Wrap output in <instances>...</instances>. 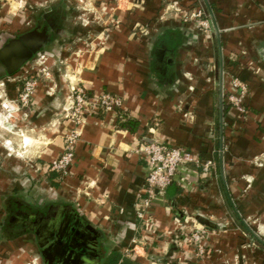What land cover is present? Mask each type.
<instances>
[{"label":"crops","instance_id":"crops-1","mask_svg":"<svg viewBox=\"0 0 264 264\" xmlns=\"http://www.w3.org/2000/svg\"><path fill=\"white\" fill-rule=\"evenodd\" d=\"M35 1L43 6L41 47L56 44L60 62L85 51L69 58L79 85L123 106L87 118L66 175L47 167L64 155L74 127L60 118L69 90L53 97L38 90L32 125L45 130L41 138L19 135L14 128L23 123L9 126L0 264H103L114 251L119 264H264V0ZM201 10L213 37L175 13ZM14 26L0 38L27 25ZM233 79L247 88L244 113L227 98ZM127 121L137 123L135 132ZM35 142L40 151L30 163L23 156ZM152 142L184 148L201 165L181 167L142 219L149 167L140 148ZM33 191L36 204L22 195ZM199 227L202 253L180 245Z\"/></svg>","mask_w":264,"mask_h":264},{"label":"rangeland","instance_id":"rangeland-1","mask_svg":"<svg viewBox=\"0 0 264 264\" xmlns=\"http://www.w3.org/2000/svg\"><path fill=\"white\" fill-rule=\"evenodd\" d=\"M33 2L34 0H0V36L6 33L4 31H8V29H10L12 23H14V27H18V25L21 27L23 24L27 26L26 28H24L25 30H19L14 35H8L9 37L5 35V37L14 39L22 33H25L23 31L32 30L33 28L37 29L39 21H36L37 19H39V15L42 13L39 10L43 6L42 4L36 3V1L34 2L35 4H33ZM81 4L83 5V7H85L84 3ZM28 7H32L30 11H27ZM199 12L202 13L200 17L198 16ZM175 13H177L179 17L185 22H194L199 25L200 30L203 31L206 35H209L211 37L214 36L213 24L211 22V16L208 11H192L191 14L186 11H180L179 13L175 11ZM5 37H1L2 40L0 38V47L2 45L1 41H4ZM55 45L52 43L47 47H40L38 52L33 57L28 59L24 63L23 67L19 69L14 75H10L8 78L0 79V168L2 169L6 162L4 157H6L7 155L5 154H9V136L11 134L9 126L12 127L14 125H17V123H23V126L14 128L15 130H17L16 132H18L19 135L28 134L30 137H33L35 139L41 138V136L45 133L44 129L40 130L39 128L33 127L32 125V123L35 121L38 109V90L40 88L43 87L44 89H46L47 94L53 97L57 94L60 87H65L64 89L69 90L71 96L70 103L68 104L66 109L70 108L71 106V102L73 99L72 87L75 86L74 83H78L79 85V81L77 80V71L71 66L69 58L72 59L73 56L76 57V54L84 55L85 51L76 50L74 51L73 55L64 57L65 59H63L62 62H60L58 59L54 61V59L56 58V50H54L56 49L54 48L56 47ZM5 59L9 60V55H7ZM28 83L32 85L33 96H31V100L29 101L28 105L23 107L20 105V95L23 94L24 89L26 88ZM9 87L10 89L13 87L12 89L14 92V97L9 96ZM230 96L231 94H228L227 98L231 103L229 99ZM4 106H7L8 108L11 107L15 110H12L10 112L6 108H4ZM66 115L67 112H64L62 110V115L60 117L61 122H63L64 119L67 122H71L70 118L66 117ZM2 123H4V126H2ZM53 124V122L49 123V125H47V129L53 130ZM66 137L67 136H65V140ZM44 140L46 141L45 138ZM29 148L30 151H28L23 157L31 163L37 158L36 155H38L40 147H38V143L35 142V144L30 146ZM24 151H26V149H22L20 150V152H15V155H21ZM47 169H52V164H50ZM36 192L37 191H33L32 193L28 194L23 193L22 195H24V197H27L29 202H34L36 204L38 202L36 196L34 197V195H37ZM42 195H45V193H43ZM45 196L50 199L51 194L46 193ZM7 198H9V192L7 193L6 191H0V233H3L1 225L3 223H6L9 219V216L7 215L9 209ZM199 229L206 232L205 228L199 227ZM243 230L246 231V229ZM203 236H205V233ZM80 240L82 241L83 239ZM83 243H85L84 240Z\"/></svg>","mask_w":264,"mask_h":264},{"label":"built area","instance_id":"built-area-1","mask_svg":"<svg viewBox=\"0 0 264 264\" xmlns=\"http://www.w3.org/2000/svg\"><path fill=\"white\" fill-rule=\"evenodd\" d=\"M201 12L198 13L200 17ZM72 87V102L70 108L66 109V117L70 118L74 127L66 135L65 153L64 155L52 163V171L57 173L67 174L68 167L73 163L74 149L78 140L81 138L82 129L85 126L87 118L94 114V112L105 111L111 112L120 109L123 106L121 98L110 93H102L99 95H89L87 90L74 83ZM234 92L229 97L231 103L240 112L244 113L246 110L243 107V97L246 93V86L238 79L232 81ZM32 85L27 84L23 94L20 95V105L25 107L31 100ZM10 112L15 109L4 106ZM11 108V109H10ZM140 153L148 162L149 172L146 179L145 197L142 200L139 209V217L144 219L147 212L151 210L155 200L161 195H164L168 186L174 181L178 170L181 167H190L200 165L201 162L192 152L174 146H169L164 143L152 142L146 143L140 148ZM212 162L204 165V170H208ZM205 231L195 229L188 235L181 237L180 245L194 244L200 252L204 251L203 238Z\"/></svg>","mask_w":264,"mask_h":264},{"label":"water","instance_id":"water-1","mask_svg":"<svg viewBox=\"0 0 264 264\" xmlns=\"http://www.w3.org/2000/svg\"><path fill=\"white\" fill-rule=\"evenodd\" d=\"M43 36H35L32 33L22 36L21 38L9 43L0 52V79L7 74H15L23 64L38 51L43 44ZM15 54V55H13ZM9 55V60L5 59ZM21 58V59H20ZM5 59V60H4ZM223 74L224 69L221 67V103L223 105Z\"/></svg>","mask_w":264,"mask_h":264},{"label":"trees","instance_id":"trees-1","mask_svg":"<svg viewBox=\"0 0 264 264\" xmlns=\"http://www.w3.org/2000/svg\"><path fill=\"white\" fill-rule=\"evenodd\" d=\"M123 126L127 129H129V131H131V132H135L137 129V123L134 121H127ZM120 260H121V255L118 252L114 251L105 260V262L103 264H119Z\"/></svg>","mask_w":264,"mask_h":264},{"label":"flooded vegetation","instance_id":"flooded-vegetation-1","mask_svg":"<svg viewBox=\"0 0 264 264\" xmlns=\"http://www.w3.org/2000/svg\"><path fill=\"white\" fill-rule=\"evenodd\" d=\"M39 30L38 29H36V28H33L32 30H30V31H27V32H25V33H22L21 35H19L18 37H16V38H12V39H6L5 41H4V43H3V45H2V47H0V52L7 46V45H9V43H11V42H13L14 40H17V39H19V38H21L22 36H24V35H27V34H30V33H32L33 35L34 34H39V32H38ZM41 47V46H40ZM39 47V48H40ZM39 48H38V50H39ZM38 51H36L35 53H33L32 54V56L31 57H33L36 53H37ZM30 57V58H31ZM24 65V64H23ZM23 67V66H22ZM21 67V68H22ZM20 68V69H21ZM14 75V74H13ZM9 77V74H7L6 76H3L1 79H3V78H8Z\"/></svg>","mask_w":264,"mask_h":264}]
</instances>
